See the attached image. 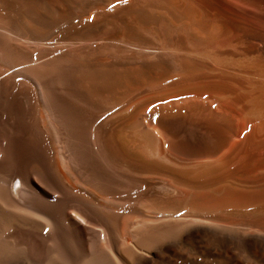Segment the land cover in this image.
<instances>
[{"label": "bare ground", "instance_id": "6f19581e", "mask_svg": "<svg viewBox=\"0 0 264 264\" xmlns=\"http://www.w3.org/2000/svg\"><path fill=\"white\" fill-rule=\"evenodd\" d=\"M0 94V264H264V0H0Z\"/></svg>", "mask_w": 264, "mask_h": 264}, {"label": "rangeland", "instance_id": "374dc122", "mask_svg": "<svg viewBox=\"0 0 264 264\" xmlns=\"http://www.w3.org/2000/svg\"><path fill=\"white\" fill-rule=\"evenodd\" d=\"M11 2V5H12V0H10ZM11 11H12V6H11ZM10 34L12 35V26L10 27ZM6 95V94H5ZM3 96V94H0V144H8L7 142H9V137L12 138V132H13V124L15 123H12L14 122L15 120V117L13 116V113L12 112V109H11V104H10V100L8 99V97L6 96ZM4 98V99H3ZM7 100V101H6ZM4 101L6 102L5 104ZM8 107V108H7ZM80 107V106H79ZM83 107L81 106L80 109H82ZM6 110V111H5ZM9 110V111H8ZM11 110V112H10ZM8 112V113H7ZM6 113V114H5ZM10 114V115H9ZM8 115V116H7ZM11 115L14 117L11 118ZM8 118V119H7ZM10 119V121H9ZM7 122V123H6ZM4 124V125H3ZM6 124V125H5ZM3 125V126H2ZM12 125V126H11ZM6 126V127H5ZM12 127V128H11ZM2 128V129H1ZM5 128L9 129L7 131V129L5 130ZM11 128V129H10ZM7 132V133H5ZM10 133V134H9ZM3 134V135H2ZM8 134V135H7ZM2 137V138H1ZM8 139V140H7ZM1 224V223H0ZM1 232V231H0ZM3 233H6V232H1L0 233V238L1 240L3 241V238L5 237V235H2ZM7 258H12V250H11V253L10 254H6L5 257H4V260H6Z\"/></svg>", "mask_w": 264, "mask_h": 264}]
</instances>
